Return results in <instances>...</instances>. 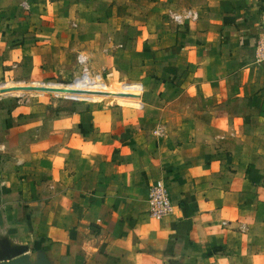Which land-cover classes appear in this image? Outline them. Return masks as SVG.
Masks as SVG:
<instances>
[{
    "label": "crops",
    "instance_id": "crops-1",
    "mask_svg": "<svg viewBox=\"0 0 264 264\" xmlns=\"http://www.w3.org/2000/svg\"><path fill=\"white\" fill-rule=\"evenodd\" d=\"M118 29L137 96L65 97ZM263 32L264 0H0V264H264Z\"/></svg>",
    "mask_w": 264,
    "mask_h": 264
},
{
    "label": "rangeland",
    "instance_id": "rangeland-1",
    "mask_svg": "<svg viewBox=\"0 0 264 264\" xmlns=\"http://www.w3.org/2000/svg\"><path fill=\"white\" fill-rule=\"evenodd\" d=\"M43 1L44 0H33L34 4L37 5V6H39L41 3H43ZM117 7L121 8L120 6H117ZM120 11L121 10H117L118 14H120ZM115 22L118 23V24L120 23L118 18H116ZM86 31L87 30H84V31L82 30V33L86 32ZM121 34H122V36L124 38L128 37V39L130 41H132L133 38H135V32L132 31V30H130L128 33L122 32L121 29L114 30L113 31V35L116 37L118 42L116 43V45L112 46V49L114 50V52H113L114 57H112L113 62H112L111 68L108 69L107 67L106 68L99 67V66H102L103 63L100 61V59H96L95 62L97 64V67L100 69L101 73L95 72L93 70L91 71V73L93 74V76H96V74L97 75L98 74L102 75V77H103L102 79H104L103 81H105L106 83L108 82L107 84L110 85V86H106L105 83L102 80H97L98 84L100 82L101 84L105 85L107 87V90H109V88L111 89V91L113 92V96H112L113 98H111V101H114L115 103H122V104L128 105L127 103H129L130 98H132V97L135 98L137 96L138 87L137 86H133V84H132L133 82L131 81V79H127V77H125V74H123L129 69V65L130 64L122 63V61L120 59V55L119 54L117 56L115 55V53L121 52V48H122L121 47V41H120ZM101 48L102 47H98L97 45H92V49L96 50V52L98 53V57H100L99 52H100ZM127 48H129V49H127ZM131 48L132 47H127V45H126L124 50L126 52H128V51L130 52ZM78 68L79 67L77 65L75 66V65L72 64V61H69V63L66 66V69H68L67 71H69V72H67L66 74L70 73L69 74V76H70L71 73H72V70L74 69L75 71H77ZM108 70H110V71H108ZM107 72H111V73H107ZM77 77H80V75L77 76ZM75 78H70V79L66 78L65 79V83L66 84H71L75 80ZM52 81H57V80H52ZM5 87L6 88H10V87H12V85L11 84L0 85V93L9 94V93L15 92V91H6L5 92L4 91ZM98 91H99V93H97L96 91H95L96 93L94 92L95 94L93 95V98H99L101 100L102 97H106L105 95L101 94V90L100 89ZM53 93H49V95L50 96H55V94H57V93H55V94H53ZM78 93L80 94V91H78ZM60 94H57V95H60ZM92 94L93 93H91L89 97H91ZM66 95L68 96V95H73V94L72 93H68ZM80 97L87 98L86 94L84 96V93H82L80 95ZM103 100H104V98L102 99V101Z\"/></svg>",
    "mask_w": 264,
    "mask_h": 264
},
{
    "label": "built area",
    "instance_id": "built-area-1",
    "mask_svg": "<svg viewBox=\"0 0 264 264\" xmlns=\"http://www.w3.org/2000/svg\"><path fill=\"white\" fill-rule=\"evenodd\" d=\"M186 19H192L195 20L197 18L196 14H193L192 12H188L185 15ZM174 19L176 22L181 23V17L175 16ZM256 59L258 62H264V32L259 36L258 43L256 45ZM79 64L83 66V73L80 77L76 78L71 84L76 83L77 81H80V85L84 84L85 80L84 78H87L92 83L95 79L101 80L100 76H91L88 70V67H86V58L83 56H80ZM85 86H80L79 88L75 90H85L83 89ZM72 90V89H71ZM67 98L70 99H78L81 98L78 93L73 95H66ZM147 203H148V215L151 219L155 221H161L164 218L170 216L173 211V202L170 197L169 189L165 182L163 180L156 181L149 189L148 197H147Z\"/></svg>",
    "mask_w": 264,
    "mask_h": 264
},
{
    "label": "bare ground",
    "instance_id": "bare-ground-1",
    "mask_svg": "<svg viewBox=\"0 0 264 264\" xmlns=\"http://www.w3.org/2000/svg\"><path fill=\"white\" fill-rule=\"evenodd\" d=\"M84 80H85V82H84V84H79L80 83V81H77L76 83H74V85H78L79 84V86H85L83 89H85V90H82V91H85L86 92V90H95L96 89V85H97V79H95L94 80V82L92 83L91 81H89L87 78H84ZM78 92L76 91V92H74V93H72V94H77ZM79 94V93H78Z\"/></svg>",
    "mask_w": 264,
    "mask_h": 264
}]
</instances>
